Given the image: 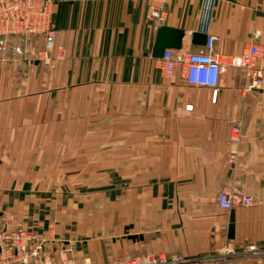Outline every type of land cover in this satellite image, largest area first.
<instances>
[{"label":"crops","instance_id":"0c3cea01","mask_svg":"<svg viewBox=\"0 0 264 264\" xmlns=\"http://www.w3.org/2000/svg\"><path fill=\"white\" fill-rule=\"evenodd\" d=\"M151 4L57 0L50 62L36 57L42 36L0 35V215L45 237L53 263L163 254L264 264V84L247 90L243 69L227 67L212 101L180 69L165 78ZM200 4H162L164 25L183 31L175 52L204 50L191 43ZM209 32L222 55L257 35L264 64V0H216ZM221 189L254 201L220 208Z\"/></svg>","mask_w":264,"mask_h":264},{"label":"built area","instance_id":"2783aa9c","mask_svg":"<svg viewBox=\"0 0 264 264\" xmlns=\"http://www.w3.org/2000/svg\"><path fill=\"white\" fill-rule=\"evenodd\" d=\"M159 3L149 5L147 16L153 19L155 26L164 24L167 16L163 3L166 0H152ZM216 0H201L198 31L207 35L204 50L175 52L166 48L158 58L160 70L167 79L177 69L186 83L196 87H210L211 100L217 97L219 75L227 67L243 69L246 89L260 88L264 84V64L258 63L260 47L255 41L257 35L239 55H222L214 51V42L218 36L209 32ZM57 0H0V35L43 37V47L36 53L38 60L51 61L48 52L54 48L56 31L52 25V12ZM63 49L56 48V57H63ZM186 108L191 109V105ZM230 139L236 144L239 139L237 122L230 131ZM229 161L236 159L231 152ZM254 201L250 194L236 193L229 189L217 192L216 202L220 208L230 210L235 206L247 207ZM11 214L0 215V264H100L87 258L74 259L64 257L53 263L49 259L47 239L25 228L20 223L11 225ZM255 253L256 250L253 249ZM104 264H198V259H185L176 255L166 257L163 254H127L122 258H109Z\"/></svg>","mask_w":264,"mask_h":264},{"label":"water","instance_id":"95a60500","mask_svg":"<svg viewBox=\"0 0 264 264\" xmlns=\"http://www.w3.org/2000/svg\"><path fill=\"white\" fill-rule=\"evenodd\" d=\"M183 31L167 25H160L156 31L154 48L152 51L153 57H162L166 48L180 49L182 45ZM207 35L205 33L195 31L191 35V43L195 45H204ZM234 226L232 223L228 227V237L232 238Z\"/></svg>","mask_w":264,"mask_h":264},{"label":"rangeland","instance_id":"374dc122","mask_svg":"<svg viewBox=\"0 0 264 264\" xmlns=\"http://www.w3.org/2000/svg\"><path fill=\"white\" fill-rule=\"evenodd\" d=\"M61 197H62V199L64 198H66V194H64V193H61Z\"/></svg>","mask_w":264,"mask_h":264}]
</instances>
